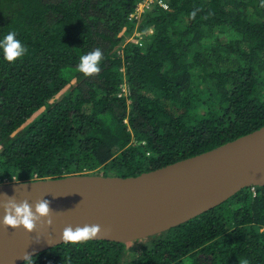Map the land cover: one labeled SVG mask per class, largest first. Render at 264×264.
<instances>
[{
	"label": "trees",
	"instance_id": "trees-1",
	"mask_svg": "<svg viewBox=\"0 0 264 264\" xmlns=\"http://www.w3.org/2000/svg\"><path fill=\"white\" fill-rule=\"evenodd\" d=\"M143 1L0 0V40L15 31L28 48L14 63L0 49V184L138 175L264 125L261 0H153L133 18ZM135 30L141 43L127 41ZM95 48L101 71L85 76L80 57ZM140 241L64 242L33 257L264 264V185Z\"/></svg>",
	"mask_w": 264,
	"mask_h": 264
},
{
	"label": "water",
	"instance_id": "water-1",
	"mask_svg": "<svg viewBox=\"0 0 264 264\" xmlns=\"http://www.w3.org/2000/svg\"><path fill=\"white\" fill-rule=\"evenodd\" d=\"M254 185H264V125L214 149L138 175L84 172L6 181L0 184V200L4 194L32 205L46 199L53 210V225H38L33 233L23 226L6 229L0 209V264H21L25 252L33 256L64 243L62 232L68 225L99 224L104 231L92 240H141Z\"/></svg>",
	"mask_w": 264,
	"mask_h": 264
},
{
	"label": "clouds",
	"instance_id": "clouds-1",
	"mask_svg": "<svg viewBox=\"0 0 264 264\" xmlns=\"http://www.w3.org/2000/svg\"><path fill=\"white\" fill-rule=\"evenodd\" d=\"M261 7H264V0H261ZM0 49L3 51L4 59L10 63L22 59L28 53V48L17 39L15 31L9 32L3 40H0ZM104 59L102 49L95 48L80 57L78 69L85 76L99 74ZM22 186L27 187V185ZM3 197L4 199L0 200V209L4 213L2 223L6 229H18L23 226L28 233H33L37 230L38 225L41 227L53 225V210L50 207V201L42 198L32 205L27 199L17 201L15 196L9 197L7 194H4ZM102 231L104 229L99 224L75 227L68 225L63 229L62 241L73 244L84 243L96 238ZM20 258H23L26 264H36L34 257L27 252ZM243 264H247V261H244Z\"/></svg>",
	"mask_w": 264,
	"mask_h": 264
},
{
	"label": "rangeland",
	"instance_id": "rangeland-1",
	"mask_svg": "<svg viewBox=\"0 0 264 264\" xmlns=\"http://www.w3.org/2000/svg\"><path fill=\"white\" fill-rule=\"evenodd\" d=\"M151 1H153V0H145V1H143L141 4H139V9H138V11H137V13H136V15H137V17H136V19H138V20H140L141 19V14H142V12L144 11V9L149 5V3H151ZM140 24V21H138V24L137 25H139ZM151 31V30H150ZM138 31L137 30H135L134 32H133V34L130 36V37H128V40L127 41H134V40H138L139 38L137 37V36H135V34L137 33ZM126 86H124V88H125ZM95 172L98 174H101V172H102V168H100V169H97V170H95ZM141 243H142V241H140V240H136V241H132L131 243H130V247H138L139 245H141Z\"/></svg>",
	"mask_w": 264,
	"mask_h": 264
},
{
	"label": "built area",
	"instance_id": "built-area-1",
	"mask_svg": "<svg viewBox=\"0 0 264 264\" xmlns=\"http://www.w3.org/2000/svg\"><path fill=\"white\" fill-rule=\"evenodd\" d=\"M151 2H153V1H151ZM140 4H141V3H140ZM162 4H163L165 7H167L166 4H164V3H162ZM149 6H150V3H149V5H148L146 8H148ZM146 8H145V9H146ZM138 9H139V5L137 6V10H136V12L133 13V14L131 15L133 18H136V17H137L136 13H137ZM135 36H137L139 39H138V40H134V42H136V43H141L142 38H143V33L138 31V32L135 34ZM253 189H254V186H253Z\"/></svg>",
	"mask_w": 264,
	"mask_h": 264
}]
</instances>
